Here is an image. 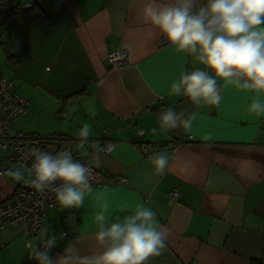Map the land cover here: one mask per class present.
I'll list each match as a JSON object with an SVG mask.
<instances>
[{"label":"crops","instance_id":"obj_1","mask_svg":"<svg viewBox=\"0 0 264 264\" xmlns=\"http://www.w3.org/2000/svg\"><path fill=\"white\" fill-rule=\"evenodd\" d=\"M144 4L39 0L4 20L0 76L30 101L10 135L57 137L49 148L88 157L107 179L92 186L82 207L48 208L35 235L18 234L0 244V264H39L29 257L26 243L45 229L57 236L66 232L49 252L54 262L68 245L81 255L101 252L95 214L104 201L110 221L143 205L170 229L165 251L147 264H249L264 257V116L247 111L256 94L224 87L219 79L218 105H196L172 94L171 84L182 73L204 66L177 52L146 22ZM120 47L127 52L125 63L109 66L107 53ZM169 107L195 112L193 128L153 135L160 112ZM84 124L90 125V136L81 147L76 134ZM103 129L115 142L109 154L97 148ZM143 144L161 145L154 152L169 154L163 174L148 159L154 152L141 151ZM16 185L0 176V203Z\"/></svg>","mask_w":264,"mask_h":264},{"label":"clouds","instance_id":"obj_2","mask_svg":"<svg viewBox=\"0 0 264 264\" xmlns=\"http://www.w3.org/2000/svg\"><path fill=\"white\" fill-rule=\"evenodd\" d=\"M142 14L171 47L204 66L182 73L171 84L172 94L183 95L196 105H218L219 79L224 87L255 93L247 111L264 116V101L260 99L264 94V0H145ZM158 119L159 128L151 129L153 135L158 131L191 130L196 113L169 107ZM76 135L83 147L90 136V125L84 124ZM148 159L158 174H163L170 162L166 152H154ZM23 161L0 176L23 182L41 194L54 193L65 208L82 207L85 196L92 193L93 169L74 159L70 151L53 154L32 147L24 153ZM96 199L102 200L103 195ZM100 207L95 214V240L101 252L81 255L75 245H68L54 262L49 252L64 234L52 235L45 229L41 237L26 243L29 257L39 264H147L150 257L163 254L171 232L158 223L153 210L138 205L133 213L110 221L109 203L104 201ZM126 208L121 205V211Z\"/></svg>","mask_w":264,"mask_h":264},{"label":"built area","instance_id":"obj_3","mask_svg":"<svg viewBox=\"0 0 264 264\" xmlns=\"http://www.w3.org/2000/svg\"><path fill=\"white\" fill-rule=\"evenodd\" d=\"M39 0H30L19 4L20 10H26ZM7 7L6 3L0 2V37H3L4 17L2 9ZM107 63L111 67H117L125 63L127 52L124 47L110 50L107 53ZM161 97V96H159ZM30 104L27 98L21 97L14 89L11 81L0 76V154L2 161L0 162V173L9 168L18 167L23 163V155L32 147H38L44 151L55 154V152L47 147L49 143H56L57 138L54 137H23L10 135V127L12 123L23 116ZM190 139L192 137H189ZM111 145L109 148L108 146ZM161 145H141V151L145 154L153 153L159 149ZM98 150L103 149V153L109 154L115 148V142L108 139L106 130L102 131V138L99 141ZM71 152V151H70ZM74 159L90 166L94 171V180L92 186H100L106 181V177L93 167L88 157L72 153ZM31 164L28 162L27 167ZM117 182H125L121 177L115 179ZM172 197L177 196L175 190L170 192ZM58 202L54 193H39L31 186L17 182L14 193L6 200L0 203V244H5L18 234L28 237L35 235L42 227L48 208H56ZM66 232L64 231L63 234Z\"/></svg>","mask_w":264,"mask_h":264},{"label":"trees","instance_id":"obj_4","mask_svg":"<svg viewBox=\"0 0 264 264\" xmlns=\"http://www.w3.org/2000/svg\"><path fill=\"white\" fill-rule=\"evenodd\" d=\"M15 1L16 0H0V2H2V3L4 2L7 4V7L5 9H2L4 20L9 18L11 15H13L16 12V9H19V5H14ZM36 137H38V136H36ZM52 137H54V136H52ZM54 138H57V137H54ZM49 145H52V143H49L46 146L49 147ZM249 264H264V257H262V259H260V260H251Z\"/></svg>","mask_w":264,"mask_h":264}]
</instances>
